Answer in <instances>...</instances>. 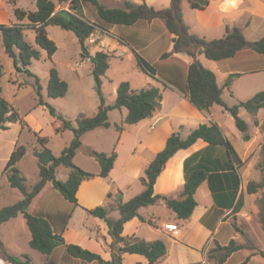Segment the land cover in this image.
I'll list each match as a JSON object with an SVG mask.
<instances>
[{"label": "trees", "instance_id": "obj_1", "mask_svg": "<svg viewBox=\"0 0 264 264\" xmlns=\"http://www.w3.org/2000/svg\"><path fill=\"white\" fill-rule=\"evenodd\" d=\"M18 1L8 0V3L15 7L14 13L20 23L12 25L0 24V41L8 57L13 60L15 71L19 74L25 73L34 77L29 71V67L33 61L41 59V52L44 51L50 60L53 58L58 47L49 38L46 29L49 26H58L65 31L72 32L76 36L82 49V58L89 59L92 62V75L95 80V91L99 98V105L97 112L93 116L81 115L77 118L74 126L71 121L66 120L48 102L40 98L38 104L46 106L52 117L62 124L61 127L56 129L57 133L62 130H71L74 137L61 155L56 156L47 146L48 139L36 135L41 145V148L34 150V156L37 158L39 166V181L30 189L26 185V178L21 174L18 167L19 162L27 154V148L23 145L15 148L3 173L11 188L19 190L23 198L13 205L0 209V225L23 215L31 233L29 246L46 256L53 254L59 246H65L66 252L70 257L88 263L122 264L124 256L129 254L144 256L149 264H157L167 254V247L163 241L147 242L135 237H123L122 235L124 225L132 219L138 217L142 222H146L139 215L141 208L153 206L162 201L175 213L177 220H188L197 206L195 194L198 188L203 182L208 181L214 201L218 206L230 209L232 214L235 215L243 209L244 198L243 195H239L242 180L238 170L244 166V162L237 154L232 143L223 135L221 128L216 123H212L211 125H200L186 138H183L180 132H175L168 138L163 150L157 153L155 159L145 170V178L142 181L145 187L144 191L125 203L120 202V195H117L119 198L118 202H120L117 205V211L120 213L118 220L110 218V211L104 206H98L94 209L84 208L89 215L99 218L107 224L108 234L112 239L110 244L111 260L106 261L101 255L79 245L67 244L63 235L54 231L48 218L30 214L28 212L30 205L48 183H51L53 188L65 200L72 203L75 207H80L77 193L82 182L96 177H109L118 156L116 151H113L110 155L94 150L91 151V156L96 159L100 166L98 174H93L77 167L74 164V158L82 146V137L85 134L100 128L108 129L111 127L109 120L111 111L127 110L122 125H115L116 130L121 132L123 131V125H136L151 118L161 105L162 92L159 88L150 86L141 90H133L130 83L126 81L120 83L115 102L110 105L106 104V99L102 92V77L106 75L110 68L112 56L103 51H97L92 55L87 45V41L99 29L108 31V27L111 26H133L139 22L162 21L167 32L175 35V38L173 39L174 47L172 51L164 53L160 61L163 62L172 55L179 53H184L191 57L193 62L187 67L186 88L183 90V94L200 111L208 112L214 105L222 106L235 118L236 125L243 133L245 141L250 140L248 125L239 117V111L243 108L251 115H257L259 110L264 108V91L257 93L248 101L229 107L223 101V88L218 85L216 75L202 65L199 61V55H204L212 61L233 58L243 50H251L264 55V38L249 42L238 27L228 28L226 35L220 39L207 40L194 35L190 32L189 26L183 19V0H170V6L166 9H156L153 6H149L146 2L135 3L131 0H125L123 8H108L101 4L100 0H35V11H25L16 8ZM189 2L194 10H204L210 0H189ZM87 3L94 6L98 21H91L84 15L83 5ZM65 4H68L67 8L61 7ZM26 19L28 23L26 25L22 24L21 22ZM27 29L34 31L36 46L27 42L25 36V30ZM134 54L137 66L141 72L155 79L159 71L163 79L165 78L170 83H174V77L166 75L161 69L156 68L136 51H134ZM236 76H229L225 87H230ZM2 77L3 66L0 63V83ZM36 81L38 83V79ZM165 86L167 85L165 84ZM38 90L41 91L39 83ZM68 91V83L60 77L58 69L55 66L52 67L47 86L48 97L51 99L63 98ZM20 120L21 117L18 112L2 97L0 85V130H8V125L18 123ZM200 139L207 142L210 147H223L225 149L228 163L227 170L231 171L230 176L233 177L231 185L228 187L222 186L223 189L218 190L213 180L217 176L202 166L190 167L191 159H187L184 164L185 185L180 198L155 194V183L167 162L177 152L188 149ZM261 156L262 160L258 165V169L262 173V180L260 183L249 182L247 186L248 194H256L259 189L264 188V143ZM60 167L69 170L68 178L65 181L57 179V170ZM111 196L112 194L108 195L109 198ZM262 201H264V192ZM261 213L264 220L263 207H261ZM149 223L153 224L152 221ZM233 226L236 228V225ZM0 248L6 261L10 264H34L28 255H22L21 257L10 255L1 240ZM245 248L244 245L237 243L236 240H231L226 246H221L216 242L211 253L217 258L218 264H223L234 253ZM259 255L264 259V251L260 252ZM251 256L241 264H247Z\"/></svg>", "mask_w": 264, "mask_h": 264}, {"label": "crops", "instance_id": "obj_2", "mask_svg": "<svg viewBox=\"0 0 264 264\" xmlns=\"http://www.w3.org/2000/svg\"><path fill=\"white\" fill-rule=\"evenodd\" d=\"M138 1L134 2L142 3L145 1L149 6L153 5L152 0ZM11 12H13V7L7 3V0H0V18H6V21L0 19V24H16L12 20ZM195 12H198L200 16L196 17ZM189 16L200 19V23L186 22L190 32L207 40L223 38L228 28L233 29L235 27L241 29L249 42L264 38V0H210L204 10L191 8ZM128 27L127 29V26H115L112 30H108L107 34L104 32L97 34L96 39H94V42L97 41V51H103L112 55V57H122L125 54L132 57L134 51L139 53L141 46L146 43L145 41L156 34V41L162 36L169 39L167 53H170L174 47L173 39L175 35L169 34L164 23L160 20L150 23L139 22ZM95 53L96 51L92 55ZM163 54L158 56L160 60ZM199 61L216 75L218 85L223 88V101L229 107L248 101L257 93L264 91V55L251 50H243L237 53L235 57L221 61H210L204 55H199ZM192 62L193 59L184 53L174 54L164 60L161 70L166 75L174 77V83H170L165 78L163 79L158 71L156 78L151 81L146 79L145 82L148 86L143 87L155 86L161 90L162 101L160 107L147 120L136 125H123V131L121 132H118L115 128L118 138L116 148L113 151H116L118 156L109 177L104 178L108 181V184L106 183L103 195L108 200L106 207L109 209L110 215L112 212H117L118 203H124L127 190L130 189L129 191H131L136 182L140 184L142 191H144L145 187L142 181L145 178L146 168L155 159L157 153L163 150L168 138L175 132H180L182 137L186 138L200 125L216 123L244 162V166L238 170L242 180L239 195L243 191L244 172H247L251 177L250 171H257L256 166L262 160L261 150L264 143V108L259 110L255 116L250 114L254 126L253 131L250 130L251 125L245 121L248 125L250 140H244L246 142L245 148L243 152H239V149L235 147L229 137V133L234 130V117L220 105H214L208 112L200 111L183 94V90L186 88L187 67ZM231 75L237 76L233 79L230 87L227 88L225 83ZM120 83L122 82L115 85V90L118 89ZM141 89L133 88V90ZM242 110L243 108L239 111V117L243 115ZM126 114L127 110L124 118ZM187 159H191L190 167L202 166L216 175L217 177H214L213 180L218 190L223 189L222 186L228 187L231 185L233 177L230 176L231 171L227 170L228 163L225 149L223 147H210L207 142L200 139L188 149L177 152L167 162L155 183V194L180 198L185 185L184 164ZM61 168L57 170V173ZM94 183V180L82 182L77 193L81 206L83 204L81 196L84 190ZM109 194H112L110 198L108 197ZM118 194L120 195V202H118ZM195 199L197 206L192 216L185 221L177 220L175 213L162 201L153 206L141 208L139 215L146 222H142L138 217L127 222L124 225L123 237H135L147 242L163 241L167 247V254L157 264H209L205 253L207 246L216 242L221 246H226L231 240L239 241V234L230 221L232 211L215 203L208 181L203 182L198 188ZM110 215L109 217L112 219H119ZM52 221L57 223L59 221L58 216L53 215ZM100 221L96 224V232L85 235L79 234L80 242L77 245L101 255L104 260L109 261L111 260L110 244L112 239L108 234L107 224L101 219ZM150 221L153 222L152 225L149 223ZM168 224L177 225L179 233L173 235L166 230L165 225ZM223 226L226 227V230L222 232ZM222 235L227 237L228 244H223L219 240ZM67 243L71 242L67 241ZM237 253L239 251L223 264H229ZM255 256L252 255L247 264H264V260L256 262L254 260ZM246 259L238 260L234 264H241ZM78 262V264H93L81 260ZM128 262L131 264H149L144 256L126 254L122 264H128Z\"/></svg>", "mask_w": 264, "mask_h": 264}, {"label": "rangeland", "instance_id": "obj_3", "mask_svg": "<svg viewBox=\"0 0 264 264\" xmlns=\"http://www.w3.org/2000/svg\"><path fill=\"white\" fill-rule=\"evenodd\" d=\"M124 1L125 0H100L101 4L108 8H123ZM152 2V6L156 9H166L170 6V1L167 0H152ZM17 4L16 8L25 11L36 10L35 0H19ZM9 5L13 7V12H11L13 22L20 23L14 13L15 7L10 3ZM61 7L67 8L68 4ZM83 10L87 19L94 22L98 21L97 12L92 4L87 3L83 5ZM182 10L185 23H200L199 18L195 19L189 16V12L191 11L189 0H183ZM194 14L197 15L196 17L200 16L198 12ZM0 19L6 21V18ZM21 23L26 25L28 20L26 19ZM128 28L127 26V29ZM112 29L113 26L108 27V30ZM46 30L49 38L56 43L58 50L51 60L44 51L41 52V59L33 61L32 65L29 67V71L34 77L28 76V74L25 73L19 74L15 71L13 60L8 57L0 41V63L3 66V77L0 83L2 97L21 117L20 122L8 125V130H0V209L19 202L23 197L19 190L11 188L3 173L11 153L17 146L23 145L27 148V154L19 162L18 167L21 174L26 178V185L30 189L39 181V166L37 158L34 156V150L41 148V145L36 135L48 139L49 142L47 146L56 156L61 155L62 151L71 143L74 137L71 130H62L57 133L56 129L61 127L62 124L52 117L46 106L38 104L40 98L48 102L66 120L71 121L74 126L76 125L78 117L81 115L91 117L98 109L99 98L95 91V80L92 75L93 65L89 59L82 58V49L78 39L72 32L65 31L58 26H49ZM101 32L105 34L108 33V31L99 29L87 41L91 54L95 51L97 52V41L94 42V39H96V35ZM156 35L145 41L146 43L141 46V51L139 53L156 68L162 69L164 63L160 61L158 56L168 52L169 39L166 36H162L156 41ZM25 36L27 42L36 46L34 31L30 29L25 30ZM54 66L58 69L60 77L68 83L69 91L63 98L49 99L47 86L50 70ZM36 79H38L41 91L38 90ZM146 79L151 81L154 78L140 71L137 66L135 54H133L132 57H128L126 54L122 57H111L110 68L106 75L102 77V92L106 99V104L110 105L115 102L117 98L115 85L117 83L129 81L132 89H141L144 86H148L145 82ZM125 113V109L111 111L109 113L111 128L94 130L82 137V146L74 158V164L77 167L90 173H99L100 166L90 153L93 150L108 155L113 153L118 138L115 125L122 124ZM242 114L240 118L247 121L249 125H251L250 130L253 131L254 126L250 118V113L243 109ZM233 125L234 130H230L232 133H229V137L235 147L239 149V152H243L246 143L243 139V133L238 129L236 121ZM258 165L256 166L257 171H250L251 177L247 172H244V184L241 194L244 198V206L238 214L230 215V221L232 225H236L235 230L239 234V241L237 240V243L244 245L246 248L239 251L229 264H234V262L246 259L248 256L254 254H256L254 257L256 262L264 260L259 255L260 252L264 251V220L261 213V207H263L264 213V201H262L264 188L259 189L257 192L258 194L247 193L249 181H261L262 173L258 169ZM68 174L69 170L62 167L57 173V179L65 181ZM92 180H94L95 183L89 185L81 196L83 207L81 205L80 207H75L72 203L65 200L63 196L53 188L52 184H48L34 199L28 212L33 215H40L48 218L54 230L63 235L66 243L67 241L71 242L67 244L77 245L78 242H80V233L85 235L90 232H96V224L101 222L99 218L89 215L85 209H94L98 206L106 207L108 203L106 196H103L108 181L101 177H96ZM129 190H127L128 192L126 191L127 194L124 198V203L129 201L130 198L132 199L133 196L135 197L140 194L143 189L140 184L136 182L132 190ZM53 215L58 216L59 221L57 223L52 221ZM110 216L120 218V213L118 211L112 212ZM224 230H226V227L223 226L221 231L223 232ZM30 238L31 233L23 215L0 225V240L4 242V248L10 255L17 257L28 255L34 264L79 263L78 259L72 258L67 254L65 246H59L50 256L41 254L29 246ZM219 240H221L223 244H228L227 237H223V235ZM214 247L215 244L211 243L205 249L207 262H209V264H218L217 258L211 253ZM0 264H10L6 261L1 248ZM93 264L98 263L94 262ZM128 264L131 263L128 262Z\"/></svg>", "mask_w": 264, "mask_h": 264}, {"label": "built area", "instance_id": "obj_4", "mask_svg": "<svg viewBox=\"0 0 264 264\" xmlns=\"http://www.w3.org/2000/svg\"><path fill=\"white\" fill-rule=\"evenodd\" d=\"M165 229L170 231L173 235H177L179 233V228L175 224L165 225Z\"/></svg>", "mask_w": 264, "mask_h": 264}]
</instances>
